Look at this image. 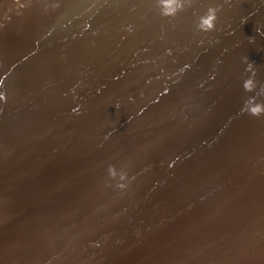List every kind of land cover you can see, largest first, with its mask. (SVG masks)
Instances as JSON below:
<instances>
[{
  "label": "water",
  "instance_id": "obj_1",
  "mask_svg": "<svg viewBox=\"0 0 264 264\" xmlns=\"http://www.w3.org/2000/svg\"><path fill=\"white\" fill-rule=\"evenodd\" d=\"M21 1L0 264H264V0Z\"/></svg>",
  "mask_w": 264,
  "mask_h": 264
},
{
  "label": "bare ground",
  "instance_id": "obj_2",
  "mask_svg": "<svg viewBox=\"0 0 264 264\" xmlns=\"http://www.w3.org/2000/svg\"><path fill=\"white\" fill-rule=\"evenodd\" d=\"M50 2L51 0H36L35 2H32L30 0H22V5L20 7H18L17 4L15 5V3L12 2L11 4H14V9L12 10V12L6 14L3 19L8 21L10 27H13L15 25L17 26L19 25V21L25 20L27 18L31 20L36 17L38 11L41 10V8L47 9ZM5 29L7 31L8 25H5L3 27H1L0 25V36L5 32Z\"/></svg>",
  "mask_w": 264,
  "mask_h": 264
},
{
  "label": "clouds",
  "instance_id": "obj_3",
  "mask_svg": "<svg viewBox=\"0 0 264 264\" xmlns=\"http://www.w3.org/2000/svg\"><path fill=\"white\" fill-rule=\"evenodd\" d=\"M175 0H170V3L168 5V7H171V4L174 3ZM175 11V9H173V12ZM167 14H172L171 12L170 13H167ZM215 19L214 15L213 16H210L209 18L205 19L202 23L204 25V30H210L212 27H213V23L212 21ZM245 88L246 90H249L251 91V81H248L246 82L245 84ZM262 111L261 108L259 107H255V108H252L251 109V114L252 115H259L260 112Z\"/></svg>",
  "mask_w": 264,
  "mask_h": 264
}]
</instances>
